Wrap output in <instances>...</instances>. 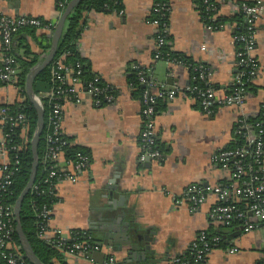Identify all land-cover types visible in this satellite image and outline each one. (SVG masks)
Instances as JSON below:
<instances>
[{
	"label": "crops",
	"instance_id": "crops-1",
	"mask_svg": "<svg viewBox=\"0 0 264 264\" xmlns=\"http://www.w3.org/2000/svg\"><path fill=\"white\" fill-rule=\"evenodd\" d=\"M152 1L120 0L118 10L86 13L77 50L89 62L91 72L115 88L116 99L112 104L96 106L81 88L74 99L62 105L61 130L70 144L86 150L89 161L75 183L57 184L59 200L52 207L47 235L58 231L68 240L73 230H89L101 244L99 252L114 256L115 264H141L138 257L143 256L151 261L146 264H168L172 257L187 253L199 232L223 227L209 217V210L218 202L216 195H207L204 203L194 208L185 202L175 204L174 199H179L188 185L206 188L227 181L228 171L215 166L211 157L234 141L235 120L257 117L264 104V0H259L261 11L254 25L257 70L245 103L239 108L218 107L211 113L203 112L183 89L190 84L188 69L153 58L155 27L148 20ZM195 1L168 0L167 44L172 52L206 65L208 82L222 96L238 73L233 41L236 24L228 21L219 30H207ZM217 12L220 17L238 13L237 0H218ZM0 14L33 16L50 23L59 17L56 0H0ZM50 35L40 29H34L32 35L19 31L12 38V51L23 56L28 49L39 62L48 50L43 47ZM132 65L147 70L150 80L179 89L172 101L161 99L163 107L156 115L155 132L163 157L150 160L148 165L138 159L141 105L127 83ZM40 73L36 80L45 82ZM16 82L17 78L0 84V110L29 101L25 88L22 92ZM43 94L36 96L43 99ZM25 129L21 131L23 137ZM2 136L0 122V140ZM8 160V155L0 157V166ZM58 163L71 171L63 157ZM105 217H118L119 223L108 222ZM124 223L128 224L125 233L121 231ZM256 223L250 231H244L239 223L232 225L223 234L225 243L211 250L204 264L262 263L264 226ZM127 240L130 244L125 243ZM232 248L234 252L229 251ZM66 261L90 264L72 257Z\"/></svg>",
	"mask_w": 264,
	"mask_h": 264
},
{
	"label": "built area",
	"instance_id": "built-area-1",
	"mask_svg": "<svg viewBox=\"0 0 264 264\" xmlns=\"http://www.w3.org/2000/svg\"><path fill=\"white\" fill-rule=\"evenodd\" d=\"M218 0H203L205 11L212 13L210 20H214L218 16L217 12ZM56 7L59 15L63 10L64 5L61 1L56 0ZM239 12L243 14L244 32L233 36L234 44L237 46L236 58L238 73L235 76L232 86L229 91L218 96L217 91L208 82L209 72L207 68L199 66L198 78L204 81L203 88L186 86L183 88L191 97L195 99L198 107L205 113H211L218 107H241L246 100L244 85L245 80L251 83L254 79L257 70V62L255 57V39L254 25L258 20L261 7L259 0H237ZM168 0H153L149 15V23L155 27V51L154 59H162L161 48L166 44V36L168 35ZM153 14V15H152ZM51 23L33 16H6L0 14V84L12 83L17 78V70L14 68V60L12 52V38L14 34L24 28H33L52 33ZM207 30H213L212 27L205 25ZM62 57L52 62L49 68V91L44 93V98L53 100L50 112L46 117V126L49 127L50 133L45 136L46 141V159L50 162L47 178L54 179L50 182V187L55 191L56 186L60 181L75 183L77 175L87 167V155L77 154V162L73 163L64 158L62 145L66 144L64 134L61 130L62 122V105L65 100L74 99L80 89L82 82L78 77L79 71L71 69L64 65ZM175 64L186 66L174 60L166 59ZM78 67V66H77ZM136 69L138 82L146 85L141 101H140V116H141V131L139 135L140 154L139 161L145 162L148 160L160 161L163 157L157 145V137L155 132L156 113L154 104L156 99H164L172 101L178 88L165 87L148 78V71L138 65H132ZM101 80L99 77L94 78V82ZM103 87L90 83L87 92L92 96L96 106L112 104L115 97V88L104 83ZM100 97V98H99ZM35 101L41 105L42 98L34 96ZM62 101V102H61ZM102 101V104H101ZM264 104L262 105V107ZM259 115V114H258ZM248 118L238 117L234 123V136L240 135L244 139V146L236 147L233 150L227 147L215 153L211 157V161L215 166H219L228 171L229 176L225 184L219 183L214 186L203 188L197 184L188 185L181 193V197L175 198V204L181 205L183 202L189 203L191 207H196L204 203L207 195L214 194L217 196L218 202L209 210L211 221L219 226H230L238 221L244 231H250L256 226L259 221L264 226V114L254 121L247 123ZM25 116L22 113L9 115L6 108L0 110V122L2 128L10 126L12 128L23 125ZM23 129V128H22ZM7 135L4 134L0 140V157L8 155L9 148L6 145ZM249 148V150H248ZM249 156L252 158L251 164L244 163V158ZM64 158L65 166L70 167L71 171L59 167V159ZM227 161H231V165H227ZM3 175L0 177V196L10 184V177L13 173L9 169L8 162H3L0 166ZM246 176V177H244ZM247 178V179H245ZM240 200H250L245 209L239 210L234 203ZM228 202V203H226ZM51 210H44L41 213L43 223L39 231V238L45 240L48 244L54 245L67 258H79L83 261L95 264L91 258L93 251H101V244L93 241L90 245L84 239L74 241L69 246L63 248L62 241L58 231L52 232L49 237L48 222L51 217ZM13 213V207L10 205H2L0 203V261L6 264H24L21 260L18 248L12 241V222L7 218ZM55 239H57L55 241ZM70 239V238H69ZM220 235L207 234L206 231L199 232L187 249V254L191 257L187 259L183 256L172 257L168 264H204L206 256L211 250L220 247ZM234 252L235 249L229 250ZM101 264H115V258L112 255L106 257ZM260 264H264L263 262Z\"/></svg>",
	"mask_w": 264,
	"mask_h": 264
},
{
	"label": "trees",
	"instance_id": "trees-1",
	"mask_svg": "<svg viewBox=\"0 0 264 264\" xmlns=\"http://www.w3.org/2000/svg\"><path fill=\"white\" fill-rule=\"evenodd\" d=\"M57 1L58 2L61 1L65 8L70 0H57ZM119 2L120 0H81L77 5H75L65 20L62 33L58 40L56 53L50 64L41 70L40 73L41 77L44 80L48 81L49 68L52 65V62L62 57L61 60L64 65H66L71 69L79 71L78 77L82 82L83 89L87 90L90 83L103 87L105 84L101 80H99L98 82H94V78L99 76L91 72L89 62L83 59L79 55V52L77 50V40L79 39L83 31V28L85 26V15L87 12L115 11L120 8ZM195 4L199 10V14L203 24L212 27L213 30H219L228 21L229 22L233 21L236 24V29L233 35L234 36L239 35L244 32L243 14L241 12H238L230 17L217 16L214 20H210V15L212 13H207L205 11L203 0H196ZM63 9H59V10H63ZM50 26H51V31H53L54 23H51ZM22 30L28 32L31 35L34 32L33 28H28V27H24L18 30L17 32ZM49 38L50 37L46 39L47 41L46 46H44L43 48L46 49L49 48L50 46ZM165 40H166V44L160 50L162 59L165 60L169 59L183 63L186 66V69H188L190 73V84L188 86L203 88L205 86L204 81L198 78V71L196 69L199 66L204 68H207V66L202 63L193 61L191 58L187 57L183 53L172 52L167 44V42L169 41L168 35L166 36ZM11 54L14 60L13 66L16 70H19V73L17 74L16 83L23 92L25 76L29 72V70L38 62V58L34 56V54H32L28 49H25L23 56L16 54V52L14 53V51H12ZM137 72L138 71L136 69L133 68L130 69V71L127 74V83L131 89L133 96L137 98L139 101H141V97L144 91L146 90V85L138 82ZM243 82L244 85L241 87L245 89V92H247L252 87L251 83L248 82L247 80ZM161 103H162L161 99H156L154 104V110L156 114L163 107L162 105H160ZM52 104H53V100L49 98H43L41 101V105L44 110V126L40 135L39 142L37 144L36 175L31 189L25 195L21 203V207L19 211V220L22 231L26 236L27 240L29 241L32 250L34 251L37 258L43 264H68L66 261V257L61 251H59L56 247H54V245L48 244L45 240L40 239L38 236L39 231L41 229V225L43 223V218L41 216V213L44 210L52 209L53 205L59 200V198L56 195V191H54L50 187V182L52 181L54 182V179L47 178L50 162L46 159L47 149H46L45 136L48 133H50V129L49 127L46 126V117L51 110ZM5 108L7 109L9 115L22 113L25 116L23 125L14 128L10 126H5L3 128L4 134L7 135L6 145L9 148L8 151L9 169H12L13 173L10 177L11 180L10 184L6 187L5 191L1 193L0 203H2V205H10L13 207L17 197L20 195L21 191L27 184L30 176L33 158H32V151L30 148L29 141L36 128L37 111L34 105L27 100L19 105H15L12 107H5ZM261 114H264V106L261 108L259 115L254 118H248L246 120L247 123L250 124L254 123V121L258 120L261 117ZM22 128L24 129L26 128L24 137L21 135ZM63 139L66 140V144L62 145L61 148L64 153V158L67 161H71L75 163L77 162V154L87 155L86 150H84L83 148L70 144V141L66 136H64ZM241 146H244L245 148L244 139L240 135H235L234 141L231 142L227 146V148L233 150L236 147H241ZM87 157L89 161V156L87 155ZM244 163L253 165L252 158L246 156L244 158ZM227 165L230 166L231 161H227ZM225 183L226 181L222 182V184ZM229 203H234V206H236L239 210L243 211L245 209L246 204L250 203V200L247 201L240 200ZM7 218H9L12 222L13 230L11 237L14 245L18 248L19 254L21 255V260L23 261L24 264H30L28 260L22 256L23 251L20 247L18 236L16 234V230H15L16 223L14 221L13 213H11ZM238 223L239 222L236 221L232 225ZM232 225L221 227V229L218 231L208 230L206 231V233L220 235L222 239L220 240L219 245L222 246L225 243L223 234L225 233V231H228L229 228L232 227ZM90 233L91 232L89 230H79V229L73 230L70 233V239L66 241H62L63 248L69 246L74 241H80L84 239H86L91 245L92 242L95 240L93 239ZM56 240L57 239H55V241ZM183 257L187 259L191 258L187 253ZM0 264H6V263L4 261H0Z\"/></svg>",
	"mask_w": 264,
	"mask_h": 264
},
{
	"label": "water",
	"instance_id": "water-1",
	"mask_svg": "<svg viewBox=\"0 0 264 264\" xmlns=\"http://www.w3.org/2000/svg\"><path fill=\"white\" fill-rule=\"evenodd\" d=\"M80 1L81 0H70L68 2L67 6L63 9L57 21L54 23V29L50 35V46L47 52L45 53L43 59L39 61L37 64H35L25 76V82H24L25 92H26L28 100L34 105L37 111V123H36V128L33 132V135L29 141L30 148L32 151V158H33L30 176H29L27 184L25 185V187L23 188V190L21 191L20 195L17 197L14 203L13 215H14V221L16 223V226H15L16 234L18 236L20 247L23 251L22 256L25 257L30 264H43V263L35 255L34 251L31 248L29 241L27 240L26 236L24 235L22 231L20 220H19V211H20L23 198L31 189L34 179H35L36 169H37V144L39 142L40 135H41V132L44 126V110H43L42 105L38 104L35 101L34 96L37 93H47L49 91V83L47 81L44 82V81L36 80V77L38 73H40L41 70L45 68L46 66H48L50 62L52 61L56 53L58 40L62 33L65 20L67 16L70 14L73 7L77 5ZM149 162L150 160L147 161L146 164L148 165ZM105 218L108 220V222L111 221V222L119 223L118 217H115L114 219L112 217H109V218L105 217ZM124 226L125 228L122 227L121 231L123 233L128 232V224L124 223ZM128 241L129 240L125 241V243L130 244ZM132 248L135 250L136 248L135 245L132 246ZM145 248L148 249L149 247L146 246ZM105 257L106 256L103 253H100L99 251H93L91 253V258L93 259V261H96L99 264H101L104 261ZM138 258H139V261H141V264H146V263L151 262L149 260H146L144 256L138 257Z\"/></svg>",
	"mask_w": 264,
	"mask_h": 264
}]
</instances>
